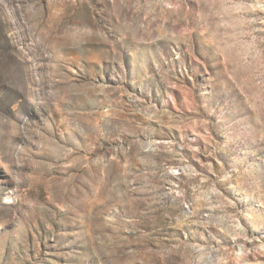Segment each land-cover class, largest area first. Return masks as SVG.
I'll use <instances>...</instances> for the list:
<instances>
[{
	"label": "rangeland",
	"instance_id": "obj_1",
	"mask_svg": "<svg viewBox=\"0 0 264 264\" xmlns=\"http://www.w3.org/2000/svg\"><path fill=\"white\" fill-rule=\"evenodd\" d=\"M0 264H264V0H0Z\"/></svg>",
	"mask_w": 264,
	"mask_h": 264
}]
</instances>
